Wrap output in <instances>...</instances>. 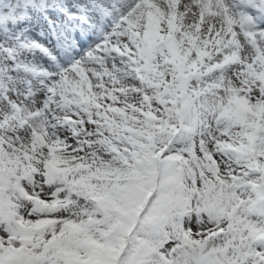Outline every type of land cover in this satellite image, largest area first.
<instances>
[{
    "label": "snow or ice",
    "instance_id": "6c2138e0",
    "mask_svg": "<svg viewBox=\"0 0 264 264\" xmlns=\"http://www.w3.org/2000/svg\"><path fill=\"white\" fill-rule=\"evenodd\" d=\"M0 264H264V0H0Z\"/></svg>",
    "mask_w": 264,
    "mask_h": 264
}]
</instances>
